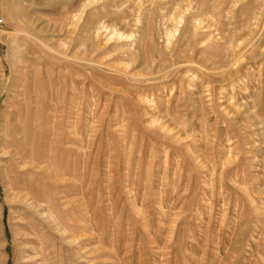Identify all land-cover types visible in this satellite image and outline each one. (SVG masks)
Segmentation results:
<instances>
[{"label": "rangeland", "instance_id": "rangeland-1", "mask_svg": "<svg viewBox=\"0 0 264 264\" xmlns=\"http://www.w3.org/2000/svg\"><path fill=\"white\" fill-rule=\"evenodd\" d=\"M0 248L264 264V0H0Z\"/></svg>", "mask_w": 264, "mask_h": 264}, {"label": "bare ground", "instance_id": "bare-ground-1", "mask_svg": "<svg viewBox=\"0 0 264 264\" xmlns=\"http://www.w3.org/2000/svg\"><path fill=\"white\" fill-rule=\"evenodd\" d=\"M20 96H21V94H18V96L16 95L15 102H14L15 106H14L13 110H14V113H16V115L18 116V122H20V124L23 125V122H21L22 121L21 119H23L22 118L23 115L21 114V110L23 111L22 108L25 106V102H24V100L19 99ZM20 115H22V116L20 117ZM15 190H16V192L14 193L15 197H17L18 199H22L21 201L24 203H29L30 208H32L33 210L37 211L39 209L37 207L38 203L35 200L34 196L31 194V191L29 188L18 186V188H15ZM31 227L33 228L35 226L31 225ZM1 249L2 248H0V250Z\"/></svg>", "mask_w": 264, "mask_h": 264}]
</instances>
